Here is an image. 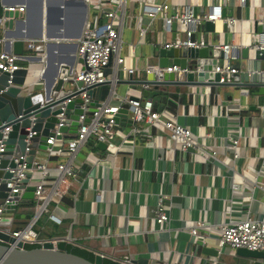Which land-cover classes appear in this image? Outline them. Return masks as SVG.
I'll list each match as a JSON object with an SVG mask.
<instances>
[{"label": "crops", "instance_id": "crops-1", "mask_svg": "<svg viewBox=\"0 0 264 264\" xmlns=\"http://www.w3.org/2000/svg\"><path fill=\"white\" fill-rule=\"evenodd\" d=\"M118 0H0V17L8 7H25L23 16L14 21L12 29L1 27L0 51L17 56L18 64L26 67V86L35 92L54 87L61 70L70 73L81 69L78 45L85 28L94 24L101 13L100 2ZM147 0H125L126 21L120 31L124 42L126 70L120 72L123 81L146 77L148 64L159 65L156 50L176 37V28L167 31L160 18L155 19L141 40L138 16ZM168 2L171 12L191 5L198 16L206 14L216 0H154ZM227 16L237 18L235 24L215 23V32L208 33L209 43H233L239 52L249 44L251 33L264 18V0H247L242 8L231 0L224 8ZM120 19V15H119ZM148 22V19H144ZM227 23V28H224ZM206 29L196 31L193 39L205 36ZM24 41L22 55L14 52V42ZM38 41L41 50L28 49L26 42ZM44 40V41H43ZM237 52V54H238ZM240 59H236L237 64ZM243 66L245 63H242ZM121 97H144V87L127 85L118 92ZM67 89V88H65ZM167 101L153 98L165 116L177 120L194 133L196 150L183 151L169 132L161 126H149L128 121L122 133L128 141L118 153H109L93 140L83 145L72 159L76 176H60L57 165L69 163L70 154H58L41 160L51 169L50 179H60L62 198L54 197L48 210L37 222L36 229L43 239L66 240L104 261L118 263L130 256L146 264H257L237 255V248L225 246L218 251L217 239L209 238L200 245L188 227L198 222L210 226L217 236L220 228L250 216L264 219V95L259 87H244V95L233 87L170 86ZM132 118V115L129 116ZM240 137L237 149L231 147L233 136ZM93 144H90V143ZM61 144L53 148L59 150ZM240 154L234 158V153ZM63 153V152H62ZM83 154V156H80ZM215 154V155H214ZM81 157V158H80ZM84 166V167H83ZM86 166V167H85ZM82 171V172H81ZM41 178L32 174L29 185ZM234 185L239 188L234 189ZM165 197L170 220L158 223L154 209L159 197ZM34 204L20 203L17 213H33ZM54 213L61 223L49 218ZM3 226L19 229L28 219L3 215ZM208 230V228H206ZM206 230L199 229L200 235ZM216 249L218 255L203 253V248Z\"/></svg>", "mask_w": 264, "mask_h": 264}, {"label": "built area", "instance_id": "built-area-1", "mask_svg": "<svg viewBox=\"0 0 264 264\" xmlns=\"http://www.w3.org/2000/svg\"><path fill=\"white\" fill-rule=\"evenodd\" d=\"M86 1L90 2V0ZM230 1L231 0H216V3L210 7L206 14L198 16L191 5H184L179 11L171 12V5L168 2L157 3L154 0H147L143 6L142 14L138 16L139 37L141 40L146 37L151 23L157 18L163 21V25L167 31H172L174 25H176V37L165 42L163 44L164 48L208 47L216 52L222 51L223 58L216 64L214 72L220 73V82L230 81V75L239 72V69L234 64V61L238 59V47L233 43H209L205 41L203 37L199 40H194L192 38L193 34L198 30V25L203 24L205 21H212L214 23L226 21L228 24H235L237 18L227 16L224 10ZM237 1L242 8L247 4V0ZM109 3L110 1L100 2L99 9H102L101 13L96 16L93 25L89 24L85 28L80 39L77 55L78 58L82 57L85 63H80V70H76L73 73L68 71V75L63 78L64 85L68 81H73L74 83L82 81L83 85L80 88L74 89V91H81L78 95H74L63 102L64 106H62V112L57 114L59 122L56 123L55 128L52 129L54 135L48 138V143L51 144L52 147L48 148L45 152L49 157L62 154L64 147H67L70 151V162L57 165L60 176H76L72 159L78 150L90 140H93L95 143H106V151L109 153H118L124 147L128 141V137L122 133L115 122V115L124 103L130 104L133 121L149 126L158 125L163 127L170 133L172 138L180 144L183 151L196 150L198 148L197 140L191 128L181 124L176 117L165 116L163 110H159L158 107L155 106L153 99L149 97H139L135 100H130L129 97H121L118 102H113V100H110L109 103L103 102V106L98 107L92 115H89L88 110L91 106L92 98L88 95L86 88L93 84L105 82L107 79H111L115 82L120 79V72L127 69L125 65L126 57L123 55L124 42L120 31L126 21L125 0H118L115 7H110ZM6 9L17 10L15 7H8ZM18 11H25V7L18 8ZM145 18L148 19L147 23L144 20ZM5 19L4 16L0 17L1 27H4ZM261 21L264 22V18ZM3 41L4 39L0 38V44ZM26 45L28 49L36 52L41 50V45L38 44L36 40L27 41ZM257 47L264 49V40H262ZM109 65L112 68V73L106 76L105 69ZM20 67L15 54L5 50L0 51V68L4 72L12 73ZM199 69L200 67L198 70ZM166 71H176L178 79H182L183 74L190 71V69L187 67L181 70L177 65L163 68L156 64H148L145 68L146 75L148 73H155L158 80L162 79ZM143 87L144 91L152 90L153 88L152 85L149 84H144ZM114 93L117 94L116 91H114ZM76 97H81L82 99L81 108L84 112L80 115L81 125L78 127L76 135L68 139L67 142L63 139L58 140L57 136L61 134L59 128L65 125L64 121L67 119L66 105ZM87 117H89L88 121H86ZM9 131L10 127H7L3 131V136L0 139V153L5 150L4 142L8 139ZM31 136L32 133H29L26 137L27 147L25 153L19 157H15L16 166L10 168L13 176L12 180L7 184L10 189L9 196L5 199V202L0 205V222L3 219V215L6 213L7 204L12 202L14 194L20 190V183L27 177L28 172H32V174L40 172L41 178L33 184L35 185V204L32 216L27 220L25 225L18 230L11 231V235L21 240L24 245L37 244L40 246L48 239L40 237L36 229L37 222L48 210L52 199L54 197L62 198L63 194L59 188L60 177L58 179H50L53 169H51L48 164L43 163L37 155L32 162V167H28L26 158L31 149L29 146V144L32 143L30 139ZM59 142L62 147H60L59 150H54L53 146ZM239 143L240 137H238V135L233 136L230 144L231 147L237 149ZM239 155L240 154L236 150L234 158H238ZM235 188H239V186L234 185V189ZM255 188L264 191V185L261 182H258ZM154 216L158 223H166L170 220L168 210L165 206V197H159L154 209ZM49 218L55 222L61 223V219L54 213H51ZM206 228H208V230H206ZM199 229L206 230V232L200 235ZM187 230L192 236L202 241L204 245L208 243L207 241L209 238H216L219 252H221L225 246H231L233 248L244 247L249 250L264 251V219L252 217L249 212L244 218L223 225L217 236L213 235L210 226L201 222L191 225ZM118 263L138 264L134 263L130 256L118 260Z\"/></svg>", "mask_w": 264, "mask_h": 264}, {"label": "water", "instance_id": "water-1", "mask_svg": "<svg viewBox=\"0 0 264 264\" xmlns=\"http://www.w3.org/2000/svg\"><path fill=\"white\" fill-rule=\"evenodd\" d=\"M196 12V11H195ZM197 13V12H196ZM23 12L18 10H8L4 12L5 28L12 29L14 21L18 17L23 16ZM225 23L224 28H227ZM177 28L176 25H174ZM206 29L207 33L204 36L205 41H208V33L215 32V23L205 21L198 25V31ZM200 38H198L199 40ZM264 40V22L260 21L257 24V30L251 33L249 44L242 47L238 54L237 68L239 72L230 75V81L220 82V73H215L216 64L223 58L222 51H214L208 47L194 48H162L156 50V54L161 57L160 67H168L177 65L181 70L189 67L190 71L183 74L182 79H178L177 72H164L161 80L157 79L155 73H148L144 79L123 81L121 79L115 82L107 79L105 82L90 85L86 88L88 95L92 98L91 106L88 110L89 115H92L98 107L103 106V102L109 103L114 100L117 94L114 93L117 84H149L152 85V90H146L144 97L153 99L160 93H166L162 100L167 101V88L170 86H208V87H233L234 90L240 91V95H244L242 91L244 87H259L258 94L264 95V49L257 47ZM24 51V41L18 39L14 42V52L22 55ZM78 62L85 63L82 57L78 58ZM245 63L243 66L242 63ZM200 69L198 70V68ZM28 69L20 67L19 69L10 72H4L0 68V139L3 136V131L10 127L8 139L4 142L5 150L0 153V205L5 202L9 196L10 189L7 184L12 180V172L10 168L16 166L15 157L24 154L27 147L26 137L32 133L30 137L32 143L29 144L30 151L26 158L28 167H32V162L38 151H46L52 147L48 143V138L54 135L52 129L59 122L57 114L62 112L64 101L68 98L78 95L81 91L73 89H65L64 77L68 75V69L63 68L59 74L56 84L48 91L44 87L41 91L35 92L26 86V76ZM112 73V68L109 65L105 69L106 76ZM227 78V77H226ZM83 85L82 81L76 82V88ZM136 95H131L130 100L138 99ZM116 100V99H115ZM120 100V98L118 99ZM82 99L76 97L66 105L67 119L65 125L59 128L61 134L57 136L58 140L73 138L78 127L81 125L80 115L83 114L81 108ZM158 107V103L155 102ZM131 106L129 103H124L115 115L117 127L122 129L128 121L131 126L133 119L130 118ZM162 110L163 108H158ZM89 117L86 118V121ZM94 143V141H92ZM90 144H93V143ZM106 143L99 142L98 147L106 150ZM63 155H69L70 151L64 147ZM84 167V166H83ZM86 167V166H85ZM78 170L75 169V172ZM82 172V171H81ZM32 177V172H28L27 177L20 183V190L14 194L11 203L6 206V213L13 214L16 218L29 219L32 213L23 215L17 213L20 203L35 204V185H29ZM3 221L0 222V264H104V259L101 255H96L94 261H91L83 256L68 252L66 250V240H46L42 245L34 248H26V245L17 237L11 235V230L3 226ZM18 229H15V231ZM200 245L204 244L202 241ZM203 253L218 255L216 249L203 248ZM237 255L250 258L257 264H264V251L249 250L244 247L237 248ZM134 263L137 261L133 260ZM145 263L146 261H140Z\"/></svg>", "mask_w": 264, "mask_h": 264}, {"label": "trees", "instance_id": "trees-1", "mask_svg": "<svg viewBox=\"0 0 264 264\" xmlns=\"http://www.w3.org/2000/svg\"><path fill=\"white\" fill-rule=\"evenodd\" d=\"M38 246L39 245H37V244H28V245H26V248L30 249V248H34V247H38ZM66 250L68 252L83 256V257H85V258H87V259H89L91 261H94V259H95V257L92 254H90V253H88V252H86V251H84V250H82V249H80L78 247L70 245V244H68L66 246ZM104 264H117V263H111L109 261H104Z\"/></svg>", "mask_w": 264, "mask_h": 264}, {"label": "rangeland", "instance_id": "rangeland-1", "mask_svg": "<svg viewBox=\"0 0 264 264\" xmlns=\"http://www.w3.org/2000/svg\"><path fill=\"white\" fill-rule=\"evenodd\" d=\"M64 87L67 88V89H73L74 90L76 88V83H74L73 81H68V82L65 83ZM125 87H127V85L120 84L118 86V88H117L118 92H123ZM37 156L41 160L46 159V152L45 151H38ZM80 156H83V154H81ZM40 174H41L40 172H36L37 176H40ZM46 215H47V213H45L43 217H45Z\"/></svg>", "mask_w": 264, "mask_h": 264}]
</instances>
